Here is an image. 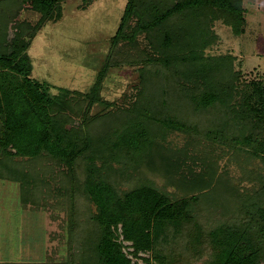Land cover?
<instances>
[{"label": "trees", "instance_id": "16d2710c", "mask_svg": "<svg viewBox=\"0 0 264 264\" xmlns=\"http://www.w3.org/2000/svg\"><path fill=\"white\" fill-rule=\"evenodd\" d=\"M65 1L0 0V180L24 206L65 212L60 264H264V82L205 53L216 21L244 31L242 0H125L92 86L53 94L26 50ZM122 67L134 93L117 106L100 92Z\"/></svg>", "mask_w": 264, "mask_h": 264}, {"label": "rangeland", "instance_id": "374dc122", "mask_svg": "<svg viewBox=\"0 0 264 264\" xmlns=\"http://www.w3.org/2000/svg\"><path fill=\"white\" fill-rule=\"evenodd\" d=\"M125 4V0H95L86 9H81L79 0H66L61 19L45 24L26 50L31 77L48 86L47 93L55 94L59 89L87 92L108 52L110 38L115 34ZM242 5L245 9L244 31L236 35L216 21L213 30L217 42L205 53L234 56L235 68L241 71L243 79L264 82V3L242 0ZM38 18L39 14L22 10L17 20L33 24ZM134 82L132 68L111 70L102 83L100 95L106 102L125 105L134 93ZM169 140L182 146L184 138L175 134ZM214 149L217 155L222 154L219 157L221 171L226 169L230 176L238 177V168L229 160L232 152L218 145ZM19 193L18 184L0 180V262L60 264L65 260L67 250L65 212L24 206ZM129 251L124 249L126 253ZM132 261L143 264L141 260L132 258ZM191 264H201V260L195 259Z\"/></svg>", "mask_w": 264, "mask_h": 264}]
</instances>
